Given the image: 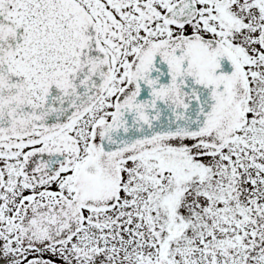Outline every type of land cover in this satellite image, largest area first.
<instances>
[{"label": "snow or ice", "instance_id": "6c2138e0", "mask_svg": "<svg viewBox=\"0 0 264 264\" xmlns=\"http://www.w3.org/2000/svg\"><path fill=\"white\" fill-rule=\"evenodd\" d=\"M0 264H264V0H0Z\"/></svg>", "mask_w": 264, "mask_h": 264}]
</instances>
